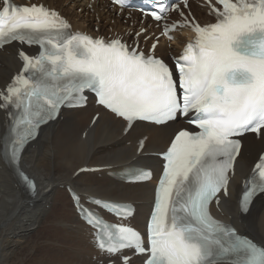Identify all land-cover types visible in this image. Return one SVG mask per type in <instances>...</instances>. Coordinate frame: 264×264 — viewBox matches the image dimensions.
I'll list each match as a JSON object with an SVG mask.
<instances>
[{
  "label": "snow or ice",
  "instance_id": "obj_1",
  "mask_svg": "<svg viewBox=\"0 0 264 264\" xmlns=\"http://www.w3.org/2000/svg\"><path fill=\"white\" fill-rule=\"evenodd\" d=\"M112 3L119 14L139 11L142 19L163 23L161 35L169 42L183 28H190L195 39L173 58V68L156 55L160 37L147 28L129 33L134 37L129 44L119 35L73 31L58 11L42 4L0 0V49L14 42L39 48L35 55L17 50L22 68L0 89V110L6 114L0 162L37 198L38 184L23 168L25 150L62 108L85 106L86 92L126 122L125 131L141 122L170 126L186 119L198 131L177 130L161 154L165 163L146 238L123 223L105 221L97 211L107 210L122 222L133 215L131 205L81 197L69 187L74 207L95 229L96 246L109 264H133L126 250L143 257L142 264H264V240L238 234L216 219L210 207L229 196L242 138L248 133L264 138V0H205L216 18L205 25L192 16L190 0ZM172 11L180 20L169 25ZM141 36L153 41L147 53L140 47ZM139 148H144L143 139ZM130 179L146 181L151 172L139 170ZM260 199L264 152L243 184L240 215L247 217Z\"/></svg>",
  "mask_w": 264,
  "mask_h": 264
},
{
  "label": "bare ground",
  "instance_id": "obj_2",
  "mask_svg": "<svg viewBox=\"0 0 264 264\" xmlns=\"http://www.w3.org/2000/svg\"><path fill=\"white\" fill-rule=\"evenodd\" d=\"M54 5L69 16L77 27L85 23V16L76 12L77 4L84 0H38ZM81 6V4H79ZM113 18V12H102ZM117 22V20H116ZM163 51V48H159ZM18 65L12 54L0 58V86H3ZM95 110L87 107L81 111H70L64 119L46 130L35 148L25 152L23 168L36 179L40 194L33 199L15 188L16 179L9 168L0 162V264H92V257L81 237L80 228L71 202L63 185H72L76 190L97 197L125 202H139L138 225L144 227L153 198V183L139 185L134 189L120 186L95 175H80L72 179L73 173L83 166H116L126 164L134 156V150L126 147L142 135H150L148 152H157L179 124L165 128L138 127L126 140H120L121 124L103 112L85 141L81 134L88 127ZM1 129V123H0ZM264 148V139L256 143L247 139L239 168H245L255 155ZM248 155V156H247ZM150 163V161H146ZM239 189L238 185L233 186ZM236 196L238 192L236 191ZM50 205L49 209L46 206ZM227 219L237 214L235 201L223 203ZM234 223L241 232L256 240H264V203L256 202L247 217Z\"/></svg>",
  "mask_w": 264,
  "mask_h": 264
},
{
  "label": "rangeland",
  "instance_id": "obj_3",
  "mask_svg": "<svg viewBox=\"0 0 264 264\" xmlns=\"http://www.w3.org/2000/svg\"><path fill=\"white\" fill-rule=\"evenodd\" d=\"M46 209H49V205H48V206H46Z\"/></svg>",
  "mask_w": 264,
  "mask_h": 264
}]
</instances>
